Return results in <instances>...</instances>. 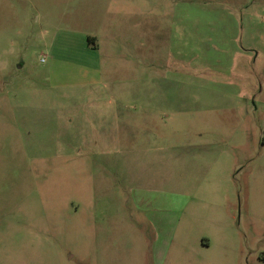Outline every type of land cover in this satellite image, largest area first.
<instances>
[{
	"label": "rangeland",
	"instance_id": "obj_1",
	"mask_svg": "<svg viewBox=\"0 0 264 264\" xmlns=\"http://www.w3.org/2000/svg\"><path fill=\"white\" fill-rule=\"evenodd\" d=\"M263 57L264 0H0V264H264Z\"/></svg>",
	"mask_w": 264,
	"mask_h": 264
},
{
	"label": "crops",
	"instance_id": "obj_2",
	"mask_svg": "<svg viewBox=\"0 0 264 264\" xmlns=\"http://www.w3.org/2000/svg\"><path fill=\"white\" fill-rule=\"evenodd\" d=\"M243 26L241 27V30H243ZM237 30V29H236ZM85 48H87L88 50L90 51H99L100 49V39L98 37H93V36H86L85 37ZM246 50V49H245ZM244 48H241L239 53H242L244 54ZM264 58V57H263ZM90 74L93 73L94 77L97 75V74H100V69L99 67L98 68H94V67H88V70H87ZM99 72V73H98ZM92 81H95V83H91L90 85L93 86V87H96L97 85V80L96 79H92ZM258 82H260L262 84L261 88L264 89V69H263V72H259V78H258ZM99 94H100V88L97 89V92H96V95H94V100H96L97 103H99Z\"/></svg>",
	"mask_w": 264,
	"mask_h": 264
}]
</instances>
